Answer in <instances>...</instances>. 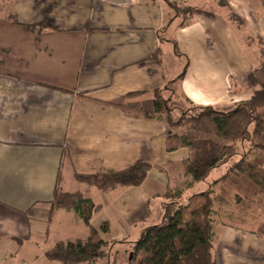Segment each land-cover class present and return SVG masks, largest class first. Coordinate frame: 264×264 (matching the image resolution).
Wrapping results in <instances>:
<instances>
[{
  "label": "crops",
  "instance_id": "0c3cea01",
  "mask_svg": "<svg viewBox=\"0 0 264 264\" xmlns=\"http://www.w3.org/2000/svg\"><path fill=\"white\" fill-rule=\"evenodd\" d=\"M170 1L0 0V264H61L46 253L101 222L108 257L110 244L137 231L135 244L161 221L168 194L187 201L228 171L195 182L185 174L190 150L164 121L112 103L156 91L194 107L250 99L264 0H177L192 9L188 19ZM138 161L153 166L139 187L103 192L76 179ZM58 190L97 206L90 225L55 207ZM236 214L225 212L237 225L215 227L217 264H264V222Z\"/></svg>",
  "mask_w": 264,
  "mask_h": 264
},
{
  "label": "trees",
  "instance_id": "16d2710c",
  "mask_svg": "<svg viewBox=\"0 0 264 264\" xmlns=\"http://www.w3.org/2000/svg\"><path fill=\"white\" fill-rule=\"evenodd\" d=\"M176 3L170 1L176 13L188 19L192 9ZM28 29L33 30V27ZM246 84L252 91L250 99L223 108L191 106L182 109V106L188 107L186 103L175 101L162 91H156L153 100L143 103H112L146 119L164 121L168 126L167 136L190 150L185 174L195 182L204 183L213 170L228 166L224 176L208 183L207 190L187 201L168 194L170 202L163 207L161 221L143 231L134 244L128 264H217L214 220L217 204L223 198V187L235 189L236 202H251L257 198L264 201V157L253 154L254 151L264 154V45L260 64L249 74ZM174 128L185 129L186 133ZM239 145L245 152H239ZM236 155L240 158L230 161ZM152 168L150 163L138 161L122 170L76 174V179L107 192L118 187L141 186ZM218 186L221 193L214 196V188ZM55 207L76 211L87 225L97 209L81 194L59 190ZM258 234L264 235V224ZM96 235L93 230L88 239L58 243L46 253V258L61 264H93L108 254V244L97 241Z\"/></svg>",
  "mask_w": 264,
  "mask_h": 264
},
{
  "label": "rangeland",
  "instance_id": "374dc122",
  "mask_svg": "<svg viewBox=\"0 0 264 264\" xmlns=\"http://www.w3.org/2000/svg\"><path fill=\"white\" fill-rule=\"evenodd\" d=\"M172 1L177 2L181 6V4L177 0H172ZM262 48H263V45H260V51ZM166 96H168V95H166ZM187 106L188 107L182 106V109L183 108L188 109L189 107H191L188 104H187ZM176 114H179L178 111ZM173 130H177V132L182 133V134L186 133L185 129L174 128ZM238 149H239L240 153L245 152V148L241 149L240 145H239ZM246 149H248V146ZM253 154L255 156L260 157V158L264 157V154L261 152H258V151H254ZM239 158H240V156L236 155L230 161H235V160H238ZM225 166H227V165H225ZM221 168H224V166H222L220 168H216L212 172L210 180L215 179V177L218 175V173H220V170H222ZM224 188H225V190H223L224 194H222L223 198H222V200H220L221 202H218V204H217V209H216L217 210V216L215 217V220H214V231H215V227L218 229L221 225H224L223 223H225V222L231 223L232 225H237V221L226 218L225 212L230 213V214H234L236 216L238 215L236 213L246 212L248 215L247 217H249L248 221L252 222V219H254V221L258 225L261 222L262 223L264 222V201L263 200L260 201L257 198L254 201H251V202L245 201L243 204H240L239 202H236V199H235L236 191H235V189L227 187V186L223 187V189ZM202 190H203V187H200L199 189L196 190V192L202 191ZM220 193H221L220 186L215 187L214 191H213V195L216 196ZM171 196L174 198H177V193L174 192ZM167 202H170V200H168ZM112 214H114V213L112 212ZM152 222H155V220H152ZM113 223L117 224L120 222L114 221ZM251 226L256 228V225L251 224ZM95 227H96L95 229L97 230L96 231L97 235L95 238L97 241H99L102 238V234L106 233L105 230H103V222H101L99 226L95 225ZM119 232L123 233L124 231L120 230ZM137 236H138L137 231H134V233L132 234V236H130V238H128V240L115 241L114 243L110 244L109 256L106 257L105 259L98 260L97 264H128L129 260L132 256L133 245H134V241H135ZM215 255H216V252H215ZM216 259H217V257H216ZM46 262H47L46 259H44V260H42L36 264H47Z\"/></svg>",
  "mask_w": 264,
  "mask_h": 264
},
{
  "label": "water",
  "instance_id": "95a60500",
  "mask_svg": "<svg viewBox=\"0 0 264 264\" xmlns=\"http://www.w3.org/2000/svg\"><path fill=\"white\" fill-rule=\"evenodd\" d=\"M131 259V258H130Z\"/></svg>",
  "mask_w": 264,
  "mask_h": 264
}]
</instances>
